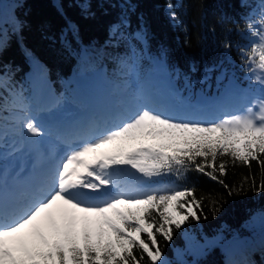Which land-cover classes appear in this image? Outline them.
I'll use <instances>...</instances> for the list:
<instances>
[{
	"label": "snow or ice",
	"instance_id": "1",
	"mask_svg": "<svg viewBox=\"0 0 264 264\" xmlns=\"http://www.w3.org/2000/svg\"><path fill=\"white\" fill-rule=\"evenodd\" d=\"M81 3L88 5L83 9L87 12L88 0ZM168 8L170 18L178 20L172 5ZM128 27L125 17L117 31ZM246 27L257 42L240 49L241 60L261 88L249 107L216 121H198L145 106L115 126L82 135L25 201L8 209L0 202V264H169L157 237L171 242L174 228L181 229L189 219H207L208 198H198L194 186L147 185L170 174L179 178L197 171L223 185L229 196L243 193L246 184L264 192V176L259 184L246 176L235 187L221 179L229 161L249 169L255 162L264 171V19L260 31L251 22ZM68 30L78 32L70 22ZM132 35L143 41L147 30ZM9 38L0 26V51ZM191 70L197 71L196 66ZM172 72L182 75L178 68ZM21 122L32 138L46 135L27 111ZM2 138L0 132V152ZM130 170L141 184L128 182ZM220 210L213 199L212 215Z\"/></svg>",
	"mask_w": 264,
	"mask_h": 264
},
{
	"label": "trees",
	"instance_id": "2",
	"mask_svg": "<svg viewBox=\"0 0 264 264\" xmlns=\"http://www.w3.org/2000/svg\"><path fill=\"white\" fill-rule=\"evenodd\" d=\"M88 3L85 12L88 5L81 0H0V26L10 37L0 51V129L5 127L1 115L11 107L26 105L27 73L32 72L33 61L39 63V74L48 80L55 100L62 97L63 85L72 76L102 68L114 81L131 77L134 63L138 80H145L148 72L161 73L175 86L200 89L205 95L228 84L260 88L250 74L246 76L240 49L257 42L246 25L251 22L260 31L264 0ZM168 5L178 20L170 18ZM125 17L129 27L117 31ZM69 22L78 29L76 35L68 30ZM140 28L147 30L143 41L132 35ZM226 43L231 47L225 48ZM173 68L182 75L173 73ZM120 72L127 76H119ZM116 92L111 90V94ZM246 176H254L259 184L264 171L255 162L249 169L229 161L227 175L221 179L235 187ZM150 184L194 186L198 198H208L207 219H189L181 229L174 228L171 242L157 237L169 264H264V192L256 193L246 184L243 193L229 196L223 185L197 171L179 178L170 174ZM213 199L221 207L215 216Z\"/></svg>",
	"mask_w": 264,
	"mask_h": 264
},
{
	"label": "rangeland",
	"instance_id": "3",
	"mask_svg": "<svg viewBox=\"0 0 264 264\" xmlns=\"http://www.w3.org/2000/svg\"><path fill=\"white\" fill-rule=\"evenodd\" d=\"M132 72H135L134 68H132ZM99 74H102L101 69L86 73L85 76L87 77L82 79L79 78L80 76L75 78L71 77L68 81L66 80L63 85L65 92L57 102L53 105H48L47 103L46 107H40L39 105L42 104V102L48 101L46 99H52L54 101L55 96L51 94L50 85L40 80L39 75L29 76L27 73L26 110L20 109V107H11L6 114L1 115L5 120V127L2 134L3 151L0 152V162L2 163L0 164V199H10L14 188V190H17L16 192L18 194L21 193L18 188L23 187V185H25L24 182L34 179L31 175L26 174L28 169H31V171L36 170L37 173L41 166L49 165L54 161L57 163L59 157L64 154L66 149L60 150L58 148V139L52 136L48 130L50 127L46 126L51 125L53 123H51V121L55 119L59 120L67 116L74 117L77 115H79V119H83L86 118V114L91 111L88 108H101L105 110L107 106L111 105L110 108L112 112H108L110 114H117L115 121L117 124L145 106L181 120L216 121L223 118L225 115L243 112L261 95V88H258L255 89L258 92L257 95H255L253 92L254 89H252V93L238 98V96L234 95L233 88H235V86L230 85L226 86L221 91L222 95L224 94L225 96L222 101L217 97V93H215L214 95L208 96L209 98H205L203 102H196L192 89H184L182 87L183 92L175 90V95L170 94L169 91L174 87L173 84L168 82L165 78L160 81L158 77H155V75L151 73L148 74L146 80L137 81V77L129 79L122 76L124 72H120L118 75L122 76V78L116 79L114 82L108 81L103 75L98 78ZM85 84L88 85V95L81 98L83 100L82 102L80 100L79 91L80 86H85ZM108 84L119 92L121 91L124 97H121L120 94H111L110 89L107 88ZM152 84L158 87L160 86V90L157 91L155 88H152ZM238 88L241 89V87ZM70 97H73L74 100L73 98L70 99ZM248 100H250L249 104H243L245 102L247 103ZM222 103L224 105H221ZM113 104L119 106L118 109H116ZM36 106L40 108L34 109ZM223 107L226 109L224 112H221ZM213 110L216 111V113H214ZM25 111L39 120L42 127L46 129V135L39 138H32L26 130L23 129L21 121ZM93 115L95 120H97V124L94 128L99 129L100 126L104 128L106 123L102 124L97 118L98 115ZM111 123L112 122L109 124ZM78 126L79 124L76 127ZM20 135H22V137H20ZM64 146L67 148L65 144ZM58 152H61V154L58 155ZM24 174L27 177H21ZM20 177L22 179L25 178V180H21ZM134 183L140 184L138 182ZM147 186L161 187L162 185L149 184ZM29 195L30 194H24V200H26Z\"/></svg>",
	"mask_w": 264,
	"mask_h": 264
},
{
	"label": "bare ground",
	"instance_id": "4",
	"mask_svg": "<svg viewBox=\"0 0 264 264\" xmlns=\"http://www.w3.org/2000/svg\"><path fill=\"white\" fill-rule=\"evenodd\" d=\"M99 114H101V113H99ZM94 115H91V118L93 119V120H95V118L93 117ZM101 117L102 116H100V115H98L97 116V118H98V120H100L101 119ZM65 123H67V122H65ZM80 127H81V125L79 124V126L78 127H76V130L77 129H80ZM75 128V127H74ZM56 162L54 161V162H52L51 164H49V165H45V166H41L39 169H38V172L36 173V170H33V173L31 174V176L32 177H34V180L36 181V180H39L41 177H42V175L41 174H43V173H45L46 171L48 172V174H49V172L54 168V166L56 165L55 164ZM20 179L21 180H25V178L24 179H22L21 177H20ZM32 187H28V189L27 190H30ZM17 195V197L20 195V193L18 194H16ZM1 197V196H0ZM17 203H13V204H11L10 206L11 207H13L14 205H16ZM4 206V205H3Z\"/></svg>",
	"mask_w": 264,
	"mask_h": 264
},
{
	"label": "water",
	"instance_id": "5",
	"mask_svg": "<svg viewBox=\"0 0 264 264\" xmlns=\"http://www.w3.org/2000/svg\"><path fill=\"white\" fill-rule=\"evenodd\" d=\"M196 98L198 100H202L203 99V94L200 90H196ZM126 176L128 177L129 180L134 181L136 179L134 173L132 170H130V172L128 174H126Z\"/></svg>",
	"mask_w": 264,
	"mask_h": 264
}]
</instances>
